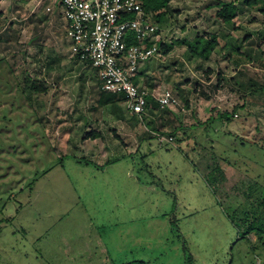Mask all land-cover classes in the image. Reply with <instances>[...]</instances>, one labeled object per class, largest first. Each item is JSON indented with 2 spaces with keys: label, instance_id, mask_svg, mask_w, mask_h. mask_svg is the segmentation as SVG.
<instances>
[{
  "label": "rangeland",
  "instance_id": "obj_1",
  "mask_svg": "<svg viewBox=\"0 0 264 264\" xmlns=\"http://www.w3.org/2000/svg\"><path fill=\"white\" fill-rule=\"evenodd\" d=\"M219 1H171L162 30L178 41L153 70L177 90L179 112L182 88L209 119L184 126L189 141L176 130L183 139L164 145L152 134L138 145L153 123L128 118L140 126L122 142L123 122L100 104L97 75L73 56L60 14L39 0H0L10 34L0 30V264H264L255 236L251 247L225 210L244 203L245 186L264 184V14L234 0L228 25ZM214 33L208 60L179 43ZM11 49L14 69L3 59Z\"/></svg>",
  "mask_w": 264,
  "mask_h": 264
},
{
  "label": "built area",
  "instance_id": "obj_2",
  "mask_svg": "<svg viewBox=\"0 0 264 264\" xmlns=\"http://www.w3.org/2000/svg\"><path fill=\"white\" fill-rule=\"evenodd\" d=\"M48 13H61L72 54L95 69L100 89L124 95L126 109L136 115L146 112L148 94L134 81L140 66L159 56L160 43L168 34L154 22L139 0H39ZM134 37L138 43H129ZM162 107L178 105L171 90L158 94ZM161 143L174 136L158 133Z\"/></svg>",
  "mask_w": 264,
  "mask_h": 264
},
{
  "label": "trees",
  "instance_id": "obj_3",
  "mask_svg": "<svg viewBox=\"0 0 264 264\" xmlns=\"http://www.w3.org/2000/svg\"><path fill=\"white\" fill-rule=\"evenodd\" d=\"M144 9L149 13L152 20L156 22L160 28L170 26L171 19L173 18V11L171 9V1L172 0H139ZM244 5L248 7H257L259 11L264 14V0H241ZM234 0L231 1H219L220 8L216 12V16L225 24L231 25L239 13V7L235 4ZM2 15V14H1ZM7 21H0V30H3L7 37H10L9 31L5 28ZM7 42L9 41L6 39ZM178 41V40H177ZM177 41H173L172 43H160L161 50L165 54H168L171 49L173 48L174 44ZM180 43L187 44L188 52H192V56H196L203 60H208L211 55L213 54L216 46L219 43V36L218 34L214 33L211 37L208 36H197L193 40L181 39ZM14 43L19 45V37L14 39ZM129 43H138L136 38L131 37L129 38ZM13 46V45H12ZM21 47V45H20ZM18 52L21 58L26 61L27 59V52L23 48H19ZM239 52V51H238ZM14 49L6 51L3 59L7 61L8 66L12 69L15 68L16 58L14 54ZM77 62H79L78 58L75 57ZM81 63V62H80ZM86 65V63H83ZM90 67V66H89ZM21 70H26L25 66L21 67ZM94 71H96L94 69ZM97 73V72H96ZM34 88H38L36 83L34 82ZM263 87H255L256 91L261 90ZM24 89V88H23ZM42 89H45L44 86ZM103 94H101L99 102L101 105H107L108 103L118 104L119 102L124 101L125 97L121 94L110 93L101 90ZM186 104L189 105V102L186 101ZM214 117L216 118H224L227 117L231 119V116L228 113L223 112L220 109L214 111ZM169 135L174 136L176 135V130L170 133ZM89 136H98V132L92 131ZM169 143H166L168 145ZM244 186V185H243ZM245 195L244 203L240 204V206H232L226 205V214L229 218H231L232 223L236 226L241 234L242 237L249 240L251 243V247L255 246L252 242L253 239L251 234L255 236L254 240L258 242V246L256 248L264 249V184L259 181L257 184H249V186H245L243 191ZM227 200L229 198L227 197ZM254 252V250H253ZM257 253V252H256ZM258 254H256L257 256ZM262 257H264L263 254ZM128 264H150L145 260H133Z\"/></svg>",
  "mask_w": 264,
  "mask_h": 264
},
{
  "label": "crops",
  "instance_id": "obj_4",
  "mask_svg": "<svg viewBox=\"0 0 264 264\" xmlns=\"http://www.w3.org/2000/svg\"><path fill=\"white\" fill-rule=\"evenodd\" d=\"M61 19L63 20V24L66 23L65 20L63 19L61 13L59 12ZM66 31V30H65ZM167 34V33H166ZM175 41V40H174ZM173 41L171 40L169 43H172ZM180 43V42H179ZM174 48V46H173ZM172 48V49H173ZM171 51L167 54L169 57H171L173 54V51ZM161 55L159 54V56H155L152 59H150L149 61L143 63L140 66L139 72L138 74L135 76L134 81L136 83H138L140 85V87L145 90L148 94V108L146 110V112L144 113L148 118L149 121L151 123H153V129L150 131H145L144 133H140L138 132L137 135H139L138 137H140V141L139 144L140 145L142 143V140H148V137H150V135H155L157 136L158 133L161 134H166V130H168V128L170 126L168 125H172L175 124L174 129L177 130L178 132L180 130H183L181 132H184V137H189V135L185 132L184 130V126L188 125L189 123H193L190 120L193 119L194 121H199L201 119H203V121H205L206 119H209L208 117H206L207 114H203V113H207L204 109H196L194 106L190 107V103L189 105L186 104V101L189 102V98H190V94L189 91H184L182 88L179 89L178 94L180 93V95H182V97L184 98V104L186 106H184V112H179L178 107L176 105H170V106H166V107H162L159 100H158V94L159 92L163 91V90H171L173 92V94L175 96L177 92V90L174 91V89L172 88V84L171 85H167L165 83H163V81H161L158 77H156V73H154L155 71L154 68L159 67L160 70L162 69V67L165 65L166 66V62L170 61V59L168 60L167 58L164 60V58L160 57ZM93 69V68H92ZM94 70V69H93ZM95 75H97L96 71ZM163 75H168L167 70H164ZM98 78V76H97ZM99 81V79H98ZM163 83V84H162ZM99 85H100V81H99ZM168 86V87H166ZM100 89V87H99ZM101 91V89H100ZM185 92V93H183ZM178 97V96H177ZM100 99V97H99ZM103 106H107L110 109V114L114 115V117H117L119 122H123V124L120 125V132H119V137L123 140H125V137H123V135H130V128L131 126L135 128H139V124L136 122H131L130 120H128V118L132 117H141L142 115H136L133 114L131 112H129L126 109V105L124 103V101L119 102L118 104H112V103H108L107 105H103ZM207 109V107H206ZM216 110V109H215ZM213 110V111H215ZM131 113V114H129ZM131 115V116H130ZM214 115V114H213ZM145 122V121H143ZM178 122V123H175ZM131 125V126H130ZM186 129V128H185ZM136 130V129H135ZM102 132L98 131V136L101 137ZM152 135V136H153ZM167 136H171V135H167ZM177 133L176 135H174V138L177 140L178 136ZM180 138L183 139V137L179 136ZM178 138V139H180ZM174 139V142H175ZM187 141H189V138L186 139ZM166 145V144H164Z\"/></svg>",
  "mask_w": 264,
  "mask_h": 264
}]
</instances>
